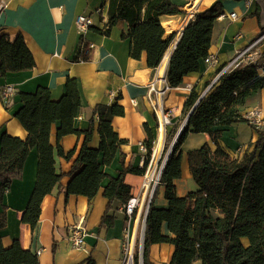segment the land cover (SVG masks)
<instances>
[{"label": "trees", "instance_id": "16d2710c", "mask_svg": "<svg viewBox=\"0 0 264 264\" xmlns=\"http://www.w3.org/2000/svg\"><path fill=\"white\" fill-rule=\"evenodd\" d=\"M101 1L102 5H108V23L103 33L109 35L120 21L127 22L128 32L124 36L131 39V57L140 59L145 53L148 67L157 68L175 37V33H167L164 19L186 13V6L193 0H184L183 3L177 0ZM223 13L222 3L217 1L198 11L187 22L167 66L166 78L171 88L181 86L189 73L199 71L201 61L210 55L215 23ZM256 14L264 32L261 7ZM81 54L79 52L76 60L85 59L86 56ZM83 54L86 55L85 51ZM259 64L238 65L223 73L202 98L195 89L188 96L183 115L187 117L193 112L173 145L149 204L142 249L143 264H155L151 259V247L160 243L174 246L169 264H264V127L254 126L260 135L256 148L243 158L231 156L219 144L226 127L247 121L240 108L252 93L264 88V76L257 68ZM34 66V56L22 34L14 40L7 34L0 37V77L30 70ZM17 93L22 106L15 116L27 130L28 136L25 140L7 133L2 136L1 197L12 182L22 176L30 149L37 147V181L21 218L34 230L39 222L44 197L60 184L63 176L56 170V152L66 159H70L74 153L66 152L60 140L69 134L85 135L72 167V178L66 194L84 195L91 202L100 191L102 182L108 178L109 183L103 192L108 206L101 226H112L115 219L111 213L114 202L119 201L124 205L132 197V187L125 182V176L128 173L143 175L145 172L143 167L123 165L119 175L112 177L103 169L112 164L126 142L112 125L113 117L125 114L124 107L118 103L97 105L89 128L82 131L74 126L81 106L75 79H68L66 92L59 100L52 99L50 89L43 86L35 92ZM3 102L6 107L9 106V102ZM95 116L99 121V148L89 146ZM57 122H60V126L55 147L50 142V135ZM190 132L209 133L217 149L212 150L205 143L188 152L190 170L198 188L181 197L177 194L174 180L182 175L180 148ZM171 136L167 135L165 151ZM145 142L151 147V140ZM160 186L165 187V197L169 203L167 208L154 205ZM164 222H167L172 236L163 233ZM6 223L7 215L2 212L0 228L5 227ZM135 259L138 264V253ZM0 264H39V258L37 254L25 250L18 239L9 247L4 246L0 239Z\"/></svg>", "mask_w": 264, "mask_h": 264}, {"label": "crops", "instance_id": "0c3cea01", "mask_svg": "<svg viewBox=\"0 0 264 264\" xmlns=\"http://www.w3.org/2000/svg\"><path fill=\"white\" fill-rule=\"evenodd\" d=\"M217 1L222 3L224 13L217 19L213 30L210 55L216 61H201L199 71L189 73L181 86L169 90L164 100L172 113V124L167 128V135L178 133L184 125L186 117L183 109L191 91L195 89L201 95L206 93L218 80L220 69L264 34L256 14L261 7L264 22V0H193L186 6V13L164 19L163 23L173 22L170 27H164L167 33H175V37L157 68L148 67L145 53L140 59L131 57V39L124 36L128 32L127 22L120 21L109 35L103 33L108 23V5H102L101 0H0L5 4L0 11V37L7 34L14 40L22 34L35 59L34 68L0 77V86L10 84L16 90L8 107L4 105L0 90V153L4 133L23 140L28 136L27 130L15 116L22 106L17 92H35L43 86L50 89L52 99L59 100L65 94L67 81L71 78L77 81L81 103L74 120L75 128L86 131L93 110L99 104L118 103L124 107L125 114L113 117L112 125L126 142L112 164L103 167L104 171L117 177L123 165L142 167L140 142L155 139L160 145L164 142L147 96L148 84L157 76L166 75L171 54L187 22L198 11ZM232 13H236L237 17H231ZM81 14L93 20V26L83 33L76 25V19ZM256 48L261 54L259 63L264 64V39ZM79 52L86 56L85 59L76 60ZM256 107L264 111V88L252 93L240 112L244 115ZM59 126L60 122L54 124L50 135V142L55 147ZM98 126V117L95 116L94 132L89 142L93 148L100 146ZM259 136L258 130L250 122L240 121L224 129L219 144L231 156L243 158L255 150ZM84 140L85 135L76 134L66 135L60 140L66 152L74 153L70 159H66L56 152V170L63 176L60 184L44 197L39 222L34 230L21 219L38 174V148L30 149L22 176L12 182L2 197L0 195V213L7 215L6 226L0 228V239L4 246L9 247L18 239L25 250L38 255L39 264H121L125 233L129 230L131 236L138 239L140 222L145 215L142 217L138 212L130 219L123 211V204L115 201L111 211L115 216L113 225L102 227V217L108 206V199L103 193L109 183L108 178L102 182L100 191L91 202L84 195L66 194L72 178V167ZM205 143L212 150L217 149L209 133L190 132L181 145L182 175L174 180L178 196H186L198 188L190 170L188 152ZM125 182L132 187V196L141 194L142 174L128 173ZM154 205L158 208L168 207L164 186L158 188ZM73 226H82L86 232L83 247L76 248L69 240ZM162 231L166 235H173L167 222L163 223ZM173 251L174 246L170 243L154 244L151 259L155 264H169Z\"/></svg>", "mask_w": 264, "mask_h": 264}, {"label": "built area", "instance_id": "2783aa9c", "mask_svg": "<svg viewBox=\"0 0 264 264\" xmlns=\"http://www.w3.org/2000/svg\"><path fill=\"white\" fill-rule=\"evenodd\" d=\"M3 7H5V4L3 2H0V11L3 9ZM231 17L236 18V13H232ZM76 25L78 30L83 33L93 26V20L90 16L81 14L76 19ZM263 39L264 34L256 42L248 45L246 48L240 51L238 53V56L219 72L217 79H219V77L223 73L240 65L241 63L259 64V58L261 54L256 47ZM215 61V58L211 55H209L205 59L206 63H214ZM257 68L261 75L264 76V64L260 63L259 65H257ZM170 89L171 87L168 85L166 75L164 74L157 76L148 84L147 96L151 104L152 110L156 115L158 128L160 130V133L162 134V139H164V142L160 145V143L155 139L151 142V147H149L145 141L140 142L139 150L142 155L141 162L142 167L145 169V172L143 174L141 194L138 196H132L130 200L123 205V211L127 214L130 219L133 218L134 215L138 212L140 213V215L145 212L144 215H146L153 193L160 181L167 156L172 151L175 139L177 137L176 135L171 144L170 149L164 156L167 138L166 131L168 126L172 124V113L165 106L164 102ZM0 90L2 93V98L5 102H9L16 94L14 86L10 84L0 86ZM111 95L115 96V94L113 93ZM243 116L247 119L248 122H250L251 125L256 127H264V111L261 108H253L247 111ZM144 228L145 227L143 223L141 236L142 247L140 246L139 248L141 252L138 264H143L142 249ZM85 237L86 232L84 231L82 226H73L70 229L69 240L71 241L74 247H83L86 242ZM137 243L138 239L131 236L130 231L127 230L123 241V259L121 264H137L135 259L137 254Z\"/></svg>", "mask_w": 264, "mask_h": 264}, {"label": "rangeland", "instance_id": "374dc122", "mask_svg": "<svg viewBox=\"0 0 264 264\" xmlns=\"http://www.w3.org/2000/svg\"><path fill=\"white\" fill-rule=\"evenodd\" d=\"M177 133V132H176ZM176 133L175 134H172V136H171V138H170V140H169V142L167 143V148H166V151H165V153H164V156L167 154V152H168V150L170 149V147H171V144H172V142H173V140H174V138H175V136H176ZM188 145H189V143H188ZM188 145H186V147H188ZM163 156V157H164ZM143 223H144V220H143V218H142V220H141V222H140V226H139V236H138V243H137V253L139 254V258H140V250H139V248H140V246L142 247V245H141V236H142V227H143Z\"/></svg>", "mask_w": 264, "mask_h": 264}, {"label": "water", "instance_id": "95a60500", "mask_svg": "<svg viewBox=\"0 0 264 264\" xmlns=\"http://www.w3.org/2000/svg\"><path fill=\"white\" fill-rule=\"evenodd\" d=\"M204 95H205V93L202 94L201 98H202ZM201 98H200V99H201ZM192 112H193V111H191V112L188 114V116L186 117V121H185L184 125L180 128L179 132L177 133V137H176V139H175V142L177 141V139H178L179 135L181 134V132H182L183 128L185 127V125L188 123L189 118H190ZM170 153H171V152H170ZM170 153H169V154H170ZM169 154H168V156H167V159H168V157H169ZM167 159H166V161H167ZM165 163H166V162H165ZM148 209H149V206H148ZM148 209H147V212H146V215H145V218H144V227H145V222H146V216H147V213H148ZM144 232H145V228H144ZM143 239H144V233H143Z\"/></svg>", "mask_w": 264, "mask_h": 264}, {"label": "bare ground", "instance_id": "6f19581e", "mask_svg": "<svg viewBox=\"0 0 264 264\" xmlns=\"http://www.w3.org/2000/svg\"><path fill=\"white\" fill-rule=\"evenodd\" d=\"M173 24V22L172 21H166V22H164L163 23V25L164 26H168V27H170L171 25ZM183 26V25H182ZM174 27V26H173ZM182 28V27H181ZM171 51V50H170ZM169 51V52H170ZM169 52L167 53V55H166V57H165V62H166V60L169 58ZM167 63V62H166ZM162 69V68H161Z\"/></svg>", "mask_w": 264, "mask_h": 264}]
</instances>
